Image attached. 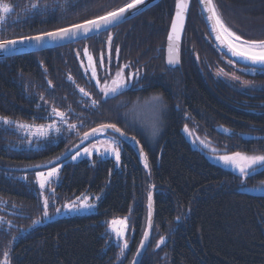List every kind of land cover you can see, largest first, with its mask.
I'll return each mask as SVG.
<instances>
[{
    "label": "trees",
    "instance_id": "16d2710c",
    "mask_svg": "<svg viewBox=\"0 0 264 264\" xmlns=\"http://www.w3.org/2000/svg\"><path fill=\"white\" fill-rule=\"evenodd\" d=\"M129 2L0 0L12 9L0 12L6 18L0 39L70 26ZM213 2L236 34L264 39V0ZM33 3L40 7L31 8ZM175 6L176 0H160L82 40L0 58V114L43 122L55 118V107L76 125L44 138L40 146L24 147L16 128L0 124V200L7 202L0 205V264L5 252L10 264H131L148 228L149 194L154 195L153 235L141 264H264V193L242 187L239 172L199 146L185 127H197L220 153L264 152V72H240L255 82L244 86L217 74L232 70L209 33L199 0H191L180 61L169 65L166 44ZM93 65L96 77L91 76ZM121 68L125 75H139L142 87L105 97L96 80L102 86ZM149 102L159 104V121L146 131L139 114ZM106 123L140 140L147 167L123 138L120 166L97 155L93 161L64 160L48 189L50 208L89 190L103 192L98 210L33 226L43 207L36 181L22 173H32V167L62 155L70 144L84 140L85 132ZM246 180L264 181V169ZM125 214L133 231L130 248L120 257L108 222Z\"/></svg>",
    "mask_w": 264,
    "mask_h": 264
},
{
    "label": "snow or ice",
    "instance_id": "6c2138e0",
    "mask_svg": "<svg viewBox=\"0 0 264 264\" xmlns=\"http://www.w3.org/2000/svg\"><path fill=\"white\" fill-rule=\"evenodd\" d=\"M145 3V0H131V2L124 4L122 7L116 8L112 11H108L105 15L97 16L94 19L85 20L83 23L73 24L69 27L59 28L55 31L50 32H42L33 36H20L15 39H0V52H5L8 54H12L15 52V46L17 44L28 43L30 46L39 48L43 47L45 44L51 41H59V40H72L78 36H86L89 33L98 32L101 29H107L110 26H113L115 23L121 21L125 18V14L129 12V10L137 9L138 5H142ZM202 5V13L206 15V18L211 22L213 32L215 33V39L218 40L221 44L226 45L229 52H231L232 56L240 57L241 59L250 63L251 67L245 69L247 71L256 72L257 70L264 72V39L261 40H247L242 36L237 35L236 32H233L221 18V15L218 13L216 5L213 0H201ZM40 5L38 3L31 4V8L36 9L39 8ZM189 7V0H176L175 6V18L171 22V32L168 35V63L169 64H178L179 63V45L178 41L180 39V35L184 29V22L186 18V13ZM11 6L8 4H0V12L9 13L11 12ZM6 18L4 15H0V25L5 22ZM3 28L0 27V31ZM112 37L109 35L108 37V45L109 49L111 47ZM34 42V43H33ZM87 52V49H85ZM117 56L119 54V48L116 49ZM79 54V53H78ZM109 53V59H110ZM103 61V55L101 56V62ZM83 63V61L81 62ZM89 63L92 64V58L89 57ZM229 63H235L234 60H229ZM129 67V65H124V68ZM217 74L228 75L225 73L223 69H218ZM131 76L137 75L136 73L130 74ZM233 75V79L239 80L240 77ZM91 76L96 77V68L93 65L91 69ZM71 79V76H69ZM51 84V81L48 82ZM245 85L250 84V81H243ZM128 84V80L124 76V69H119L115 77L112 79L111 84L109 85L107 81L101 86L99 79L96 80V85L100 86V90L105 97L113 96L122 91ZM79 87V86H77ZM81 92H84L83 88L79 89ZM85 95H90L89 93H85ZM43 99V97H41ZM156 99H159L158 97ZM92 105H96L98 102L96 100L91 101ZM51 115L55 116L59 119L61 125H67L69 130L75 129V124H69L68 119L65 112H61L59 109L53 107ZM0 124L2 125H15L17 128L22 129L24 131H30L32 135L39 137H48L49 132L59 133L61 128L58 127L53 121V123L48 125H30L27 123H21L19 121H14L9 117L0 116ZM187 128V126H185ZM114 129L117 132L121 130L116 127L115 124L108 125H100L98 128L92 129L91 133H84V139H87L89 135H95L97 132H103L107 129ZM105 143L104 154H111L114 156L117 162L120 161V149L118 147L117 142L114 140H108ZM95 148V145L91 146ZM141 151L143 152L142 148ZM68 150H66V153ZM84 154H91L90 148L83 149ZM81 155L80 151H77L72 159L75 160L78 156ZM145 157V166L147 167V155L144 154ZM57 161L60 157L55 158ZM226 165H230L232 168L237 170L242 178L246 180L249 176H252L258 173L261 169H264V154H252L244 152H233L230 155L225 154L219 157ZM53 161H48L47 164H52ZM41 167V166H34ZM59 173V167H51L47 172L38 171L36 173L39 188L43 190L45 188L46 183H48L52 178L57 177ZM242 187H247L246 184H242ZM259 190L264 191V183L261 184ZM99 199V197H96ZM149 203H148V228L152 227V198L151 194H149ZM78 201V202H77ZM77 201L69 203L65 205L68 210H79L81 208H91L93 205L89 203V198L84 197L81 200L80 197H77ZM6 201L0 200V205L6 204ZM49 201L47 197L43 198V215L42 217L37 218V220L33 221V224L41 223L43 218H47L49 216L48 212ZM56 212H60V208L55 209ZM179 219V217H177ZM128 218H114L108 222V229L111 234H114L115 238L119 241L122 240V246L120 247L119 256L123 257L125 251L128 249V241L127 239H123L129 229V225L127 223ZM3 222V217H0V223ZM11 223L10 221L8 222ZM148 238V232H144V239ZM165 242V237L161 236L159 244H163ZM159 244L157 245L159 247ZM143 242H141L140 247H143ZM4 264H10L8 252L4 253ZM133 264H139V261H134Z\"/></svg>",
    "mask_w": 264,
    "mask_h": 264
},
{
    "label": "rangeland",
    "instance_id": "374dc122",
    "mask_svg": "<svg viewBox=\"0 0 264 264\" xmlns=\"http://www.w3.org/2000/svg\"><path fill=\"white\" fill-rule=\"evenodd\" d=\"M223 59H224V61L228 64V66L232 70L231 74L224 75L228 80L242 81V82L246 80L245 77L240 75V72H251V71L245 70L247 68H244V67L240 66L237 63H229L230 59H228V58L224 57ZM232 74H235V76L240 77V79L239 80L233 79V75ZM250 84L254 85L255 82H251ZM242 85L244 86L245 84L243 83ZM256 85H258V84H256ZM158 105L159 104L157 102H149L141 110V112H144V113H140L139 114L140 118L143 119V121H141V122H142L143 126L146 128V131H150L151 128L152 129H156L157 122L159 121L158 113H157V106ZM0 116H6V117L11 118L14 121H19L21 123H27V124H30V125H48V124L53 123V121H55L56 125L61 128V131L59 133L50 131L48 137H50L51 135H56V134L62 133L64 131V129L66 128V126H67V125H61L59 119L56 118V117L51 119V120H48V121L36 122V121H31V120L22 119V118H14V117L7 116V115H2V114H0ZM190 125H187V129L185 128L186 131L188 132V135L191 136L197 142V144L199 146H201L207 152H209L216 160L221 162L225 167L230 168L232 170H235L230 165H226L222 160L219 159L220 156H223L225 154H229L230 155L233 152H225V153L217 152V147L211 141V139H208L205 134L203 135L201 133L196 132L198 130L197 127L193 128ZM11 126L16 128L21 133L22 140H21V143L19 144L21 146H24V147H37V146L41 145V141L45 138V137H39L38 138L37 136L32 135V133L30 131H24L22 129H19L15 125H11ZM189 131H191V132H189ZM48 137H46V138H48ZM110 139L114 140L115 142H117L118 147L120 149V161L119 162H117L115 160L114 156H112L111 154H107V155L104 154V148H105V143L104 142H106V141H108ZM122 141H123L122 137L119 136L116 132L111 131V130H106V131L100 132L97 135V139L96 140L93 139L90 142H88L87 144H85L84 146H82L81 148H79L77 151H80L81 155L78 156L75 160L72 159V156H74L77 151H75L68 159L72 160V161H78V160H81V159H89V160L93 161V159L97 155V156L102 157V158H112V159H114L116 164L118 166H120L121 165V161H122V153H123V142ZM92 145H95L96 147L92 148L91 147ZM69 147L72 148L73 147L72 144H70ZM70 148H68V150ZM84 148H90L91 149V154H84L83 153V149ZM234 152H244V153H248L249 155H252V154H264V152H249V151H234ZM55 158H53V159H51L49 161H52ZM47 162H48V160L45 163H47ZM51 167H59L58 176L52 178L48 183H46L45 188L43 190H41L39 188V182H38L36 173L38 171L47 172ZM61 167H62V163H57V164H54V165L46 167V168L34 169L32 171V173H30L28 171H24L22 173V177L23 178H25V179L33 178L36 181L37 192H38V194H39V196L41 198L42 207H43V198L44 197H47L48 201H49V207H48L49 216L47 218H43L41 223L33 224V226H37V225L46 223V222H48L50 220H53L55 218H59V217L66 216V215L86 214V213H92V212H95V211L98 210L100 198L103 195V192H93V191H89V190H85L82 193H80L79 195H77L76 197H74L73 199H71L69 201H66L64 204H62L60 206H57L56 208H60L61 209L60 212H56L55 211L56 208L55 209H51L50 208V203L51 202H50L49 195H48V193H49L48 189L51 187V183L54 180L59 178L60 173H61ZM235 171H237V170H235ZM262 183H264V181L257 182V183H247V180H243V184L247 185V187H245L246 189H249L250 191L257 192V193H264V191L259 190V188H260ZM77 197H80L81 200H83L84 197H88L89 198L88 202L91 203L93 206L91 208H81L79 210H71V211L68 210L66 207H64L65 205H67L69 203L77 201ZM96 197H99V199H96ZM42 215H43V209H42L41 214L37 218L42 217ZM124 217L128 218L127 223L129 225V229H128L125 237L123 238V239H127V241H128V249L125 251V253H126L129 250V248H130V234L133 231L132 228H131L130 214L115 216V217L110 218L109 221H111L114 218H121L122 219ZM37 218L35 220H37ZM112 236H113L114 240L121 247L122 246V240L118 241L115 238L114 234H112Z\"/></svg>",
    "mask_w": 264,
    "mask_h": 264
},
{
    "label": "water",
    "instance_id": "95a60500",
    "mask_svg": "<svg viewBox=\"0 0 264 264\" xmlns=\"http://www.w3.org/2000/svg\"><path fill=\"white\" fill-rule=\"evenodd\" d=\"M159 1L160 0H145L144 4L138 5L137 9L129 10V12H127L125 14V18H123L121 21L115 23L113 26L108 27L106 30H109V29H111V28H113V27H115V26H117V25H119V24H121V23H123V22H125V21H127V20H129V19H131L133 17H135L136 15L140 14L141 12H143L144 10H146L149 7L153 6L154 4L158 3ZM199 4H200L201 10H202L201 0H199ZM190 7H191V0H189V7H188V11L186 13V18H185V22H184V29H183V31H182V33L180 35V39L178 41V45H179V61H180V57H181V53H182V44H183L184 34H185V30H186V25H187L189 14H190ZM203 16H204V19L206 21L209 33H210L214 43L217 45V47L224 54H226L229 58H231L232 60H234V61H236V62H238L240 64L246 65V66H251L249 62L241 59L240 57L232 56L231 52H229V50L226 47V45L221 44L218 40L215 39V33L213 32L211 22L206 18V15L204 13H203ZM174 18H175V12H174L173 19ZM83 22H79V23H83ZM79 23H76V24H79ZM66 27H69V26H66ZM55 30H57V29H55ZM55 30H52V31H55ZM106 30L105 29H101L98 32L89 33L86 36H78V37H76V38H74L72 40L65 39V40H59V41H51V42L45 44L43 47H39V48L32 47L28 43L17 44L15 46L16 50H15L14 53L8 54V53H5V52H0V58L12 56V55H18V54L27 53V52H34V51H38V50H42V49H46V48H50V47H56V46L69 44V43H72V42H76V41L82 40V39H84L86 37L101 33V32L106 31ZM48 32H50V31H48ZM170 32H171V25H170V29H169L168 35H169ZM13 39H15V38H13ZM166 62L168 63V36H167V44H166ZM169 65L177 66L178 64H169ZM108 124H113V123H106L104 125H108ZM115 125H116V127L118 129L121 130L120 132H117L116 130L111 129V128H109L107 130H111V131L116 132L124 140H126L128 143H130L134 147V149L138 152V154L140 155L142 161L145 162L144 154L147 155V153H146V151H145V149L143 147V144L140 142V140L135 135L128 134L119 125H117V124H115ZM99 126H97L95 128H98ZM91 131H92V129L87 131V133H91ZM98 134H99V132L95 133V135H89L87 139L82 140L80 143H78L77 145H75L72 148H70L67 153L65 152L62 155H60L59 156L60 159L58 161L56 159H54V160H52L53 161L52 164H47L46 163V164L39 165L41 167H32V169L46 168V167L52 166L54 164L63 162L64 160L68 159L79 148H81L82 146H84L85 144L90 142L91 140L96 139ZM141 148H142L143 152L141 151ZM151 198H152V216H151L152 227L150 229L147 228L146 232H148V238L146 240L143 238L142 242H143L144 246L143 247L139 246V248H138V250H137V252H136L131 264H133V262L137 261V260L139 261V264H141V261H142L144 255L147 252L148 247L150 245V241H151V238H152V235H153V225H154V219H153V217H154V206H153V204H154V195L153 194H151Z\"/></svg>",
    "mask_w": 264,
    "mask_h": 264
},
{
    "label": "flooded vegetation",
    "instance_id": "af4514ba",
    "mask_svg": "<svg viewBox=\"0 0 264 264\" xmlns=\"http://www.w3.org/2000/svg\"><path fill=\"white\" fill-rule=\"evenodd\" d=\"M130 74H134V73H129L127 75L124 74L125 78L128 80V84L127 86L123 89V90H127V91H134V89L136 88H141L143 84H141L140 80H139V75H135V76H131ZM115 77V76H114ZM112 77V79L114 78ZM111 80L108 81V84H111Z\"/></svg>",
    "mask_w": 264,
    "mask_h": 264
},
{
    "label": "bare ground",
    "instance_id": "6f19581e",
    "mask_svg": "<svg viewBox=\"0 0 264 264\" xmlns=\"http://www.w3.org/2000/svg\"><path fill=\"white\" fill-rule=\"evenodd\" d=\"M231 29V28H230ZM232 30V29H231ZM233 31V30H232ZM234 32V31H233Z\"/></svg>",
    "mask_w": 264,
    "mask_h": 264
}]
</instances>
